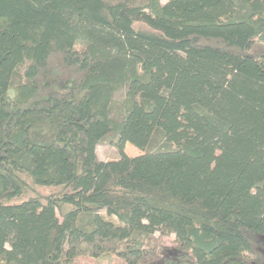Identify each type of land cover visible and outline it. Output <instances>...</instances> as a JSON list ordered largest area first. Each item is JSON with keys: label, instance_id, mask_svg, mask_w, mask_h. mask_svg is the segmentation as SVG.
Here are the masks:
<instances>
[{"label": "trees", "instance_id": "obj_1", "mask_svg": "<svg viewBox=\"0 0 264 264\" xmlns=\"http://www.w3.org/2000/svg\"><path fill=\"white\" fill-rule=\"evenodd\" d=\"M158 231V264L264 243V0H0V264H152Z\"/></svg>", "mask_w": 264, "mask_h": 264}, {"label": "rangeland", "instance_id": "obj_2", "mask_svg": "<svg viewBox=\"0 0 264 264\" xmlns=\"http://www.w3.org/2000/svg\"><path fill=\"white\" fill-rule=\"evenodd\" d=\"M166 1V0H163ZM125 90V87L119 89L116 92V97L120 98ZM125 152L129 155H137L141 153V150L136 146L127 143L125 146ZM97 153L99 158L108 160L118 158L120 156V151L116 146L112 145L108 139L102 141L97 145ZM177 184L178 181H175ZM60 190L59 188H47L43 186H37L32 184L31 189L28 191L27 195H46L51 191ZM155 237L162 244V247L159 249L160 255L158 256V260L154 261L152 264H158L159 261H162L166 254H170L171 258L177 255V242L174 233L170 231H158L155 233ZM263 242V241H261ZM259 248L258 255L253 259L254 264H264V243ZM77 264H125V261L120 257L114 254H104L100 257H90V256H80L76 259Z\"/></svg>", "mask_w": 264, "mask_h": 264}]
</instances>
